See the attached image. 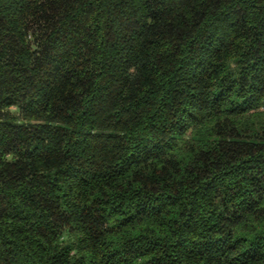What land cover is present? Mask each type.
I'll use <instances>...</instances> for the list:
<instances>
[{
	"label": "trees",
	"instance_id": "1",
	"mask_svg": "<svg viewBox=\"0 0 264 264\" xmlns=\"http://www.w3.org/2000/svg\"><path fill=\"white\" fill-rule=\"evenodd\" d=\"M0 264H264V0H0Z\"/></svg>",
	"mask_w": 264,
	"mask_h": 264
}]
</instances>
